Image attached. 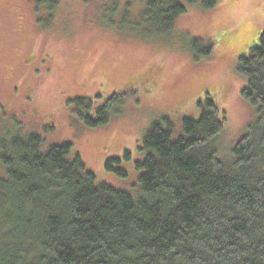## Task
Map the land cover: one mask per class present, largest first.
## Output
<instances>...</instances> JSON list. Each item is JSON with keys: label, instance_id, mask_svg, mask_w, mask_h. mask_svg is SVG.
<instances>
[{"label": "trees", "instance_id": "1", "mask_svg": "<svg viewBox=\"0 0 264 264\" xmlns=\"http://www.w3.org/2000/svg\"><path fill=\"white\" fill-rule=\"evenodd\" d=\"M219 1L145 0L139 24L148 37L171 35L188 5L209 10ZM38 2H47L53 19L59 1ZM191 46L198 60L213 52L201 38ZM237 70L258 118L232 159L212 146L226 118L207 96L200 118H185L177 139L170 121L150 127L137 195L99 182L73 142L44 148L39 132L23 129L1 139L0 264H264V30ZM121 101L114 93L95 114L93 98L69 103L87 126L100 127ZM121 164L110 158L106 169L127 176Z\"/></svg>", "mask_w": 264, "mask_h": 264}, {"label": "rangeland", "instance_id": "2", "mask_svg": "<svg viewBox=\"0 0 264 264\" xmlns=\"http://www.w3.org/2000/svg\"><path fill=\"white\" fill-rule=\"evenodd\" d=\"M58 1L50 19L47 2L0 0V141L23 129L39 132L44 148L73 142L99 182L137 195L143 172L137 164L146 157L150 127L170 121L177 139L185 118H200L208 96L226 118L212 146L232 159L233 147L258 118L257 107L242 96L247 77L237 63L259 43L264 0H220L209 10L188 5L174 32L160 37H148L139 24L145 0ZM195 38L213 44L210 56L196 59ZM114 93L122 101L100 127L87 126L69 103L93 98L95 114ZM114 157L122 158L127 176L106 169Z\"/></svg>", "mask_w": 264, "mask_h": 264}]
</instances>
